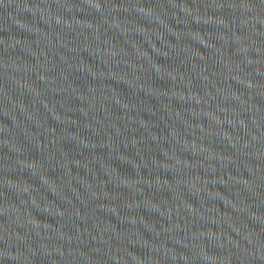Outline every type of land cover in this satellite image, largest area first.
<instances>
[{"label":"water","instance_id":"obj_1","mask_svg":"<svg viewBox=\"0 0 264 264\" xmlns=\"http://www.w3.org/2000/svg\"><path fill=\"white\" fill-rule=\"evenodd\" d=\"M0 120L264 247V0H0Z\"/></svg>","mask_w":264,"mask_h":264}]
</instances>
